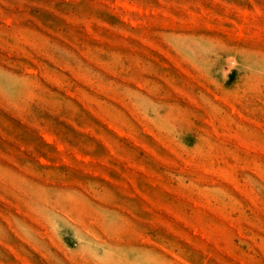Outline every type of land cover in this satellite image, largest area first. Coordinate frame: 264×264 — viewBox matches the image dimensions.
Segmentation results:
<instances>
[{
	"label": "rangeland",
	"instance_id": "rangeland-1",
	"mask_svg": "<svg viewBox=\"0 0 264 264\" xmlns=\"http://www.w3.org/2000/svg\"><path fill=\"white\" fill-rule=\"evenodd\" d=\"M0 264H264V0H0Z\"/></svg>",
	"mask_w": 264,
	"mask_h": 264
}]
</instances>
